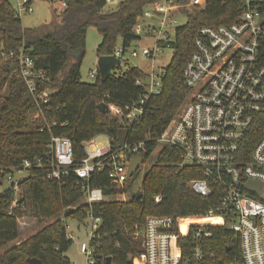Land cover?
<instances>
[{
    "label": "trees",
    "instance_id": "1",
    "mask_svg": "<svg viewBox=\"0 0 264 264\" xmlns=\"http://www.w3.org/2000/svg\"><path fill=\"white\" fill-rule=\"evenodd\" d=\"M157 1L120 0L114 9L105 10L106 0H63L65 7L61 12L54 10L53 25L26 29L10 1L0 0V187L4 178L22 171L24 161L32 164L26 171L27 177L19 182L18 191L11 185L0 193V249L18 238V222L22 217L42 223L64 212V220L56 219L0 254V264H28V258L39 259L43 264H71L65 256L72 245L66 236L67 221L82 224L90 210L102 219L99 238L93 242L96 254L111 257V264H144L138 233L148 216H205L214 205V196L206 199L189 191L187 184L200 178L199 171L181 168L178 152L170 147H164L146 170L140 193L127 201L108 200L89 207L84 203L82 190L76 184L82 183L75 174L69 173L60 179L47 177V144L51 136L69 139L76 162L84 156L83 143L98 135H106L112 147L126 141H142L149 133L155 138L175 117L186 98L181 73L193 51L198 30L233 23L242 7V0H206L203 9L183 10L188 19L175 29L171 45L174 52L163 78V89L151 101L154 111L129 128L109 113L101 114L97 106L104 101L123 107L137 100L143 91L135 85V80L142 78V73L131 68L121 77L110 75L104 83L99 75L93 82H82L80 68L86 34L89 28H96L101 36L97 55H112L118 38L123 48L139 39L131 28L144 7ZM172 1L175 5H184L187 0ZM21 48L33 59L37 69L46 72L48 82L40 88L55 91L47 105H42L29 93L17 75V62L1 56L19 52ZM76 50H81L82 55L74 60L70 55ZM64 70L66 74L62 77ZM263 132L264 112L253 123L248 148L253 147ZM155 147L153 141L147 144L145 162ZM89 185L101 188L106 197H112L129 190L133 179L117 190L107 174L101 173L92 175ZM156 195L162 198L157 205L153 202ZM205 220L185 221L195 224ZM210 229L214 233L210 248L220 259H227L231 254L225 253L226 248L230 246V250H235L230 232L224 228Z\"/></svg>",
    "mask_w": 264,
    "mask_h": 264
},
{
    "label": "built area",
    "instance_id": "2",
    "mask_svg": "<svg viewBox=\"0 0 264 264\" xmlns=\"http://www.w3.org/2000/svg\"><path fill=\"white\" fill-rule=\"evenodd\" d=\"M30 1H19L16 13L29 12ZM113 1L106 0L107 3ZM205 4V0H187L184 5L159 0L144 7L131 30L135 33L141 27L137 23L145 19L142 26L145 38L151 41L150 46H121L110 56L119 59L122 65L128 52L133 58L150 62L151 69L133 67L142 73V78L135 80V85L143 91L137 100L123 107L101 102L107 105L113 119L131 128L154 111L151 101L162 92L167 68L155 67L154 63L164 49H172L174 32L179 27L174 15L186 14L184 9ZM61 6L64 8L65 3ZM1 56L17 62V75L29 93L36 101L47 105L55 91L40 88L48 82L46 72L36 68L23 48ZM119 66L110 75L121 77L124 72ZM89 77L94 81L97 73L92 72ZM181 79L187 89L186 98L175 117L155 138L149 133L142 141H126L118 147L110 143L96 144L93 138L83 143L84 156L76 162L69 139L51 136L47 144V177L60 179L69 173L75 174L82 183L76 184L82 190L84 203L89 207L97 206L108 200L101 188L89 185L92 175L107 174L111 184L120 190L146 163L144 152L148 143L155 142V149L160 147V152L164 147L173 148L178 152L181 168L199 171L200 178L188 182L189 190L201 198L215 197L214 205L205 216L193 218L219 221L190 224L182 231L180 222L191 217L148 216L138 233L144 264H264V132L253 147L248 148L253 123L264 112V0H242L241 13L231 24L201 27L193 40V51ZM136 154H141L144 161L129 177L130 159ZM35 163L41 167L39 161ZM31 167L29 161H24L22 171ZM21 180L8 177L15 192ZM249 182L259 185L260 193L248 191ZM161 201L160 195L153 197L154 204ZM85 221L89 225L88 242L80 245L84 264L105 263V257L96 259L93 243L99 238L101 216L90 210ZM210 228L230 232L235 250L225 251L231 254L227 259H220L210 248L214 234ZM66 236L73 238L72 233L67 232Z\"/></svg>",
    "mask_w": 264,
    "mask_h": 264
},
{
    "label": "rangeland",
    "instance_id": "3",
    "mask_svg": "<svg viewBox=\"0 0 264 264\" xmlns=\"http://www.w3.org/2000/svg\"><path fill=\"white\" fill-rule=\"evenodd\" d=\"M12 6L15 9L17 8V4L21 0H9ZM120 0H114L112 3H107L108 5L105 7V10L114 9ZM206 1V0H205ZM63 0H31L29 4L30 11H23L19 14L22 26L26 29H38L42 26H50L54 24V20L56 19L54 10L57 13L61 12ZM205 7V6H204ZM204 7H195L198 9H203ZM195 8H190L188 10L192 11ZM17 11V10H16ZM176 19L177 26H183L188 16L182 12H177L174 15ZM145 22V19L140 20L137 24L140 25L139 29L135 32V34L140 37L137 41L132 43L131 48H136L138 46H150L151 41L145 38L144 27L142 26ZM173 30H171V36H173ZM101 40V36L99 31L96 28H89L86 34V42L84 48V56L80 68V76L82 82L90 83L93 80L89 77V74L94 72L97 73V46ZM121 48V40L118 38L115 44V49ZM130 48V50H131ZM173 49H164L163 54L159 59H157L154 63L155 67L159 66H167L172 58ZM125 62L119 66L121 72H126L127 70L133 67H140L144 71H148L151 69L150 62L146 61L142 58H133L129 56L128 52L125 54L124 58ZM69 68V65H67ZM67 70V68H66ZM62 72V77L65 76V71ZM111 115V111H108ZM95 143L106 146L109 144V138L106 135H98L95 137ZM160 154V147L154 149V154L148 159V161L141 167V171L143 170V174L141 171L137 172L131 179H133V186L130 187L129 190L125 191L121 194H116L112 197H106V200H116V201H127L131 197L137 195L141 191L142 180L145 175L146 170L154 163L157 156ZM8 177L4 178L2 181V185L0 187V193L9 189L11 184L8 182ZM13 180L16 181L18 179L26 178L27 172H18L13 173ZM188 187V186H187ZM189 189V188H188ZM190 191V190H189ZM191 192V191H190ZM20 194V193H19ZM18 195V194H17ZM21 195V194H20ZM19 197V196H18ZM17 197V198H18ZM15 205V201L11 204L13 207ZM193 218V217H191ZM56 219L64 220V212L58 215L56 218H52L49 220H45L42 223L37 222L35 219H31L29 217H22L18 222V232L19 236L16 240L9 242L5 247L0 249V254L4 253L7 249L12 246H16L21 242L27 240L43 227L49 225ZM67 232L73 234L72 245L69 250L65 253V256L69 259L71 264H84L85 257L80 253V245L81 243H87L88 237L87 234L89 232L88 221H84L83 224L78 223L76 220L67 221Z\"/></svg>",
    "mask_w": 264,
    "mask_h": 264
},
{
    "label": "water",
    "instance_id": "4",
    "mask_svg": "<svg viewBox=\"0 0 264 264\" xmlns=\"http://www.w3.org/2000/svg\"><path fill=\"white\" fill-rule=\"evenodd\" d=\"M82 55L81 50H76L71 53V57L74 60L79 59V57ZM120 65V60L110 56V55H102L99 56L97 59V73L99 75L100 81L104 83L109 77H110V72L117 66ZM98 111L105 115L108 111V107L105 103H100L97 106ZM144 157L141 154H136L131 157L129 167H128V176L131 177L139 168V166L143 163ZM246 189L250 192H257L260 193L259 191V185H257L254 182H249L246 185ZM230 250L229 247L226 248V252ZM97 260H100V256L96 257ZM112 258L107 257L105 259L106 264H111ZM28 264H43L39 259L36 258H28L27 259Z\"/></svg>",
    "mask_w": 264,
    "mask_h": 264
},
{
    "label": "bare ground",
    "instance_id": "5",
    "mask_svg": "<svg viewBox=\"0 0 264 264\" xmlns=\"http://www.w3.org/2000/svg\"><path fill=\"white\" fill-rule=\"evenodd\" d=\"M215 220V221H214ZM208 221H212V222H214V223H216V222H218L219 220H217V219H210V220H208V219H206L204 222H202V223H206V222H208ZM191 223L190 222H187V221H181L180 222V228H181V230L182 231H185V229H186V227H187V225H190Z\"/></svg>",
    "mask_w": 264,
    "mask_h": 264
},
{
    "label": "crops",
    "instance_id": "6",
    "mask_svg": "<svg viewBox=\"0 0 264 264\" xmlns=\"http://www.w3.org/2000/svg\"><path fill=\"white\" fill-rule=\"evenodd\" d=\"M108 5V4H107ZM98 75V74H97ZM93 82V81H92ZM83 224V223H82ZM72 241V240H71Z\"/></svg>",
    "mask_w": 264,
    "mask_h": 264
}]
</instances>
